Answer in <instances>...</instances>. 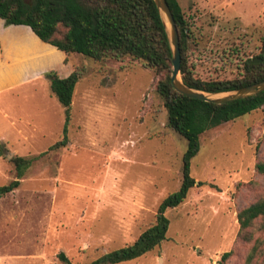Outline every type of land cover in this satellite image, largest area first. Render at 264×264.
I'll use <instances>...</instances> for the list:
<instances>
[{
  "label": "rangeland",
  "instance_id": "rangeland-1",
  "mask_svg": "<svg viewBox=\"0 0 264 264\" xmlns=\"http://www.w3.org/2000/svg\"><path fill=\"white\" fill-rule=\"evenodd\" d=\"M178 2L189 28L187 57L194 76L235 77L242 62L259 53L264 0ZM0 33L23 43L33 60L39 52L48 54L56 73L82 69L67 144L35 159L19 185L0 196V264H66L59 252L72 264H88L131 243L181 182L186 140L167 124L154 89L157 73L130 56L94 60L70 53L63 64V51L29 28ZM1 47L2 61L12 62V55L6 57L12 45ZM33 70L17 77L29 79L0 84V185L15 178L14 155H38L62 137L64 110L45 77L49 70L43 78ZM199 140L190 164L196 184L165 211L166 238L116 264H217L229 250L224 264H245L254 240L264 239V216L240 234L237 221L242 207L264 196V173L255 168L264 162V105L206 129Z\"/></svg>",
  "mask_w": 264,
  "mask_h": 264
},
{
  "label": "trees",
  "instance_id": "trees-1",
  "mask_svg": "<svg viewBox=\"0 0 264 264\" xmlns=\"http://www.w3.org/2000/svg\"><path fill=\"white\" fill-rule=\"evenodd\" d=\"M166 1L178 32L181 57L179 72L185 84L203 91L218 92L264 79V41L258 54L242 62L241 70L235 77L202 79L194 76L187 57L189 28L186 18L178 0ZM0 18L5 25L29 26L40 40L62 50L65 55L80 53L94 60L108 56L120 60L124 56H130L141 60L158 75L154 89L163 99L168 126L186 140L180 185L161 199L155 221L131 243L104 252L88 264H116L131 260L159 245L166 238L169 226L165 211L181 203L189 189L196 184L190 173V164L199 151L200 134L223 121L235 119L264 105V90L222 103L192 98L175 90L170 80L171 49L154 0H0ZM251 58H261V61L250 62ZM81 75L82 69L78 67H74L64 77H60L52 69L45 73L51 92L63 106L62 137L38 155H14L11 162L15 178L0 185V196L19 185L25 171L35 159L67 144L72 96ZM2 146L0 143V153ZM255 168L264 173V162L257 161ZM262 216L264 196L237 212L238 234ZM230 255L231 250L223 252L217 264H224ZM58 257L66 264H72L63 252H59ZM245 264H264V239L254 240L246 255Z\"/></svg>",
  "mask_w": 264,
  "mask_h": 264
},
{
  "label": "water",
  "instance_id": "water-1",
  "mask_svg": "<svg viewBox=\"0 0 264 264\" xmlns=\"http://www.w3.org/2000/svg\"><path fill=\"white\" fill-rule=\"evenodd\" d=\"M154 1L159 10L161 20L164 24L165 32L167 34V38L171 49L172 69L170 74V80L175 90L192 98H197L205 101H212L215 103H222L234 99H240L249 95H254L264 90V79L235 89L218 91V92L203 91V90L195 89L185 84L182 81L179 72L181 57H180L178 32L173 15L166 0H154ZM262 53L264 56V49ZM249 61L260 62L261 58H251Z\"/></svg>",
  "mask_w": 264,
  "mask_h": 264
},
{
  "label": "crops",
  "instance_id": "crops-1",
  "mask_svg": "<svg viewBox=\"0 0 264 264\" xmlns=\"http://www.w3.org/2000/svg\"><path fill=\"white\" fill-rule=\"evenodd\" d=\"M19 27L30 29L29 26H26L23 24H10L8 26H4L3 20L0 18V32L2 30L7 31L11 28L13 29V28H19ZM0 36H1V38H0V54L4 55L2 53V48H5V47H1V45L6 46L7 44H11L12 47H8L6 49L7 50L6 57H7V55L8 56L12 55V57H13V58H11L12 62H9V60H7V58L5 61H2V58L0 57V84L1 85L8 83V82H10V85H11V80H13V79L18 82L20 78H22L21 80H23V78H25V79L31 78V76H29V75H26L24 77H23V75H21L19 78H17L20 74H22L23 69H29V70L35 69V70H33V71H36V73L34 74V77H38V78L44 77L43 72L45 70H50V69L55 70V64H48L49 62H47V61H49V60H47L48 54H44L42 52H39L37 54L39 59L33 60V57L28 55V50L26 49L27 47H25V45L23 43H21L18 40L11 41V40L5 39L2 37L1 33H0ZM51 48L55 49V46H52ZM52 54L55 55V52H53ZM59 54L61 57V62L63 64L67 63V62H64L65 54L63 52L59 53ZM35 65H37L38 68H35ZM72 69H73V67H71L67 72H63V73L57 72V74L60 77H64V76L68 75L72 71Z\"/></svg>",
  "mask_w": 264,
  "mask_h": 264
}]
</instances>
